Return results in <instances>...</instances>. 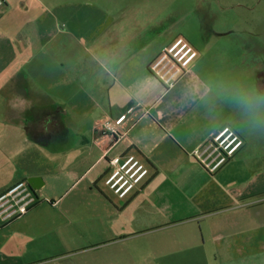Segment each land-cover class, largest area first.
<instances>
[{"label": "crops", "instance_id": "obj_1", "mask_svg": "<svg viewBox=\"0 0 264 264\" xmlns=\"http://www.w3.org/2000/svg\"><path fill=\"white\" fill-rule=\"evenodd\" d=\"M29 1L0 10V194L30 176L43 185L24 215L0 220V264L260 262L264 169L246 175L237 102L222 97L221 68L246 45L215 29L213 4ZM177 36L197 56L166 88L150 64ZM253 86L264 92L261 75ZM125 106L126 133H103ZM224 125L244 143L210 173L190 151ZM125 154L149 172L118 198L103 179L109 157Z\"/></svg>", "mask_w": 264, "mask_h": 264}, {"label": "built area", "instance_id": "obj_2", "mask_svg": "<svg viewBox=\"0 0 264 264\" xmlns=\"http://www.w3.org/2000/svg\"><path fill=\"white\" fill-rule=\"evenodd\" d=\"M5 2L0 0V10ZM197 56V50L183 36L175 37L151 62V72L170 88L178 77L189 70ZM130 106H125L115 119H106L101 131L114 139L126 133L123 129L128 119ZM243 138L229 125H224L210 138L190 151L208 172L214 173L242 147ZM110 169L103 181L105 186L118 198L132 192L148 175L149 168L144 161L133 154L114 155L108 159ZM36 193L26 180H20L0 194V220L9 221L24 215L36 202Z\"/></svg>", "mask_w": 264, "mask_h": 264}, {"label": "rangeland", "instance_id": "obj_3", "mask_svg": "<svg viewBox=\"0 0 264 264\" xmlns=\"http://www.w3.org/2000/svg\"><path fill=\"white\" fill-rule=\"evenodd\" d=\"M50 2L52 0H46L45 4ZM29 3L34 4L33 0ZM204 4H213L212 9L218 22L216 30L229 31L233 38L232 43H235L237 48L246 45L243 58L231 56L228 63H224L221 68V74L224 76L222 97L227 103L237 102V127L247 135L248 142L238 156L247 155L252 159V169L249 171V168L246 175L256 174L258 166L264 169V92H256L253 86H257L259 75L264 80V0H204ZM178 11L181 14V11ZM177 16L175 11V17ZM194 22V16L191 14L189 31L194 35L192 37H197L199 30ZM106 190L110 192L107 188ZM250 264H264V256L260 262L255 260Z\"/></svg>", "mask_w": 264, "mask_h": 264}, {"label": "water", "instance_id": "obj_4", "mask_svg": "<svg viewBox=\"0 0 264 264\" xmlns=\"http://www.w3.org/2000/svg\"><path fill=\"white\" fill-rule=\"evenodd\" d=\"M26 181L29 183L30 187L37 191L40 189V187L43 185V180L39 176H30L26 179Z\"/></svg>", "mask_w": 264, "mask_h": 264}]
</instances>
